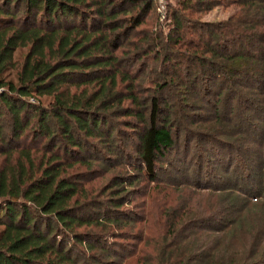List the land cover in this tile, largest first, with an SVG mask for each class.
<instances>
[{
	"label": "trees",
	"instance_id": "obj_1",
	"mask_svg": "<svg viewBox=\"0 0 264 264\" xmlns=\"http://www.w3.org/2000/svg\"><path fill=\"white\" fill-rule=\"evenodd\" d=\"M155 1L0 0V264H264V211L243 224L250 198H264V169L220 185L201 161L181 181L158 163L182 135L231 151L220 174L234 173V154L264 166V0H173L166 32ZM224 3L239 9L201 20ZM96 167L112 174L93 194ZM136 181L218 196L199 217L189 199L165 211L158 255L143 263L148 239L121 209L138 206ZM118 232L138 236L116 248Z\"/></svg>",
	"mask_w": 264,
	"mask_h": 264
},
{
	"label": "rangeland",
	"instance_id": "obj_2",
	"mask_svg": "<svg viewBox=\"0 0 264 264\" xmlns=\"http://www.w3.org/2000/svg\"><path fill=\"white\" fill-rule=\"evenodd\" d=\"M170 1L172 3L173 0H164V2L166 3H169ZM156 6H157V2L155 1V8H154L155 11H156ZM238 9L239 8L236 4L224 3L222 5L212 8L206 13H203L200 16V18L202 21H207V22L218 21L225 19L229 15L235 13ZM155 11H153V13ZM165 11H166V4H165ZM156 14H157V19L154 27L158 26L163 32H166L168 20L165 18V15L163 18H159L158 13ZM150 22L152 23L151 18H150ZM25 49L26 48H18L13 54V59H15L16 61H21V55L25 53L26 51ZM199 127H203V126H199ZM197 128L198 126L196 127V129ZM197 130L203 131L201 128H198ZM187 143L188 141L185 142L184 137L181 135L177 141V147L171 149L169 153L165 154L163 158L158 161L160 165H163V167H165V172L170 171L166 175L163 173L161 175L162 179H164L163 178L164 175L168 179H175L179 181H181V178H185V177L192 178L193 170L196 168L195 167L196 164L200 163V161L203 167L201 171L203 172L206 169L204 168V166L208 167V169L213 170V172L215 174L217 173L216 175L221 179L220 181H218L219 180L218 178L216 179L220 185H227L228 180L229 179L231 180L233 175L237 176L239 173H241V169L246 168L245 171L250 173V177L253 180L255 179L254 174L261 172V170L264 169L263 165H259V160L255 163V161L252 160V158L248 154H244V156H242V154L240 155L234 154L232 155L234 159L232 164H234L236 161L237 166L239 168L237 167L236 170L235 169L232 170L234 173L229 172L228 174L227 173L220 174V170L223 169L229 157H231L230 156L231 151H229L230 153H228L227 151L222 150V148L217 144L215 143L212 144L213 142L211 143V142L200 141L198 144L195 143L194 141H191L186 146L185 144ZM201 145L202 147L205 148V150L210 151L209 149H211V152L210 153L206 152L202 154L200 150ZM197 154H199L198 159H196ZM236 159H238V161ZM261 159L263 160V158ZM165 162L171 164V167H169V165L167 164L165 165ZM255 164H257V166H255ZM99 170L100 167H96L93 171L95 172L94 176L91 179H89L87 182H84V187L89 189L91 191L90 193L93 194L97 193V191H100L104 189V187H106V183L112 174L111 172H108L103 176L100 175L95 176L102 171ZM173 170H175L176 172H174ZM124 171L127 174L133 173L130 172L128 168L125 169ZM117 174H115V176H117ZM209 177L210 176H208V178ZM214 181H215V177H214ZM239 181L242 182H237V186L239 187L241 185L245 186L246 182L244 179ZM251 183L252 181L250 180V185ZM253 183L255 184V181H253ZM162 184L163 183L160 182L158 188H153L152 185L148 184L146 186L144 185L143 182L136 181L134 184H132V187L130 189L132 191V195H128L127 197H133L134 204H137L138 206L134 207L133 205H129V206L124 205L121 207V209L129 207L128 211H131L132 213L136 214L137 218H133V219L136 222L140 221L138 222L140 224L132 223V225L134 226V229H136L137 227L140 228V226H142L143 231L142 233H139L142 236V241L144 240V238L148 239L144 243V247H143L144 249H141L143 244L139 245L140 247L139 250H142L143 253L136 254V256L138 255V258L142 254L144 260L143 263H148L151 260V258L155 260V256L158 255L159 247L163 243L162 240L163 232L161 229L165 224L164 223L165 211L167 213L176 211L175 207H179L180 204L183 205L184 203H187L188 201L187 199H189L190 207L192 208V214L190 219L199 217L200 215H202V213L199 214L200 210L202 211L203 209H205L206 212H204V214H206L208 209L210 208L209 206L214 203L215 200L214 198H217L218 196V194L213 195L212 191L197 190L187 184H183L181 186L180 183V186L175 187L176 189L174 187L172 188V186H169L170 188L168 187L165 188V186H162ZM254 184L252 185L255 186ZM232 185H234V183ZM147 188H148V193L146 195L144 191H146ZM220 193L224 194L225 192H220ZM263 202H264V198H254V197L250 198L247 207L248 211L246 218H243L245 219L243 223L245 227L249 228L250 226H253V224H255V222L258 220L257 218L263 215V213H261L262 211H264ZM143 204H144L143 207H139L142 206ZM124 213L125 212H123V214ZM144 213H145L144 222H142V220L138 218L142 217ZM123 219H124V215H123ZM121 223H125V222H121ZM147 234L149 235L148 237ZM114 236L115 238H113ZM137 236L138 234H131L128 232H122V233L118 232L117 234L110 236V241H115L111 243H115L116 248H121V246H123L125 247V249H128L129 246L132 245L131 239H136L135 237ZM239 236L242 238L247 237V235H245V232H241ZM93 253L96 259L99 260L97 255L98 252L93 251ZM102 259L103 260L102 262H100V264H117L118 262L116 260L119 258L116 256V257L102 258ZM134 260L135 257H130L128 259H124L121 264H135ZM82 264H95V263H92L89 260H84L82 261Z\"/></svg>",
	"mask_w": 264,
	"mask_h": 264
},
{
	"label": "built area",
	"instance_id": "obj_3",
	"mask_svg": "<svg viewBox=\"0 0 264 264\" xmlns=\"http://www.w3.org/2000/svg\"><path fill=\"white\" fill-rule=\"evenodd\" d=\"M156 12L158 13L159 18H163L165 15V4L164 0H156Z\"/></svg>",
	"mask_w": 264,
	"mask_h": 264
}]
</instances>
